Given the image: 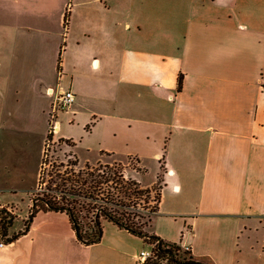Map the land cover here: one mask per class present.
<instances>
[{"label":"crops","instance_id":"obj_1","mask_svg":"<svg viewBox=\"0 0 264 264\" xmlns=\"http://www.w3.org/2000/svg\"><path fill=\"white\" fill-rule=\"evenodd\" d=\"M51 87L75 93L60 116L142 135L162 158L149 231L209 264H264V0H0V129L46 121ZM158 172L125 174L150 187ZM5 189L1 175L12 208ZM134 240L105 221L83 245L65 214L38 212L0 239V264H137Z\"/></svg>","mask_w":264,"mask_h":264},{"label":"trees","instance_id":"obj_2","mask_svg":"<svg viewBox=\"0 0 264 264\" xmlns=\"http://www.w3.org/2000/svg\"><path fill=\"white\" fill-rule=\"evenodd\" d=\"M64 16L66 23L68 9ZM60 61L61 52L57 59V72L61 71ZM181 85L182 75L179 74L177 90L181 89ZM50 140L51 132L46 135V142ZM65 142L75 145V141L70 138H65ZM46 151H43L41 158L37 182L39 192H31L32 195H29L30 206L22 228L8 235L16 215L5 207L0 208L1 240L10 242L25 233L38 212H57L66 215L75 240L80 244L89 245L100 241L106 221L151 246L150 254L143 264H209L195 258L190 246L166 241L147 229L152 215L159 208L163 180L162 158L159 159L156 181L150 187H143L138 180L127 176L125 166L118 161L103 163L97 160L94 164L87 161L78 167L74 153L69 154L71 157L66 164L52 162L56 168L48 173L46 183L42 186L44 181L41 168L46 162ZM104 153L113 154L100 150V154ZM136 161L139 163V158Z\"/></svg>","mask_w":264,"mask_h":264},{"label":"rangeland","instance_id":"obj_3","mask_svg":"<svg viewBox=\"0 0 264 264\" xmlns=\"http://www.w3.org/2000/svg\"><path fill=\"white\" fill-rule=\"evenodd\" d=\"M67 116V114L58 115L60 128L56 133H51L50 141L46 142L45 136L43 151L45 149L47 151L46 162L41 168L44 181L42 186L46 183L48 173L56 168L55 164L52 165V162L66 164L71 157L69 154L72 153L77 156L78 167H82L87 161L92 164L97 160L103 163L118 161L125 166V173H132L135 170L144 172L143 181L145 182L149 181L159 168L160 162L158 163V159L151 155L155 149L147 147L146 140L142 135L134 136V133L126 130L114 131L111 128H97L90 132L84 126L68 120ZM46 117V121L44 115L33 118L32 122L35 128L30 131L6 133L3 129H0V178L3 175V184L11 185L13 188V190H4L3 200H10L9 202L11 205L13 204L12 208L15 209L17 214L11 226L12 230H18L19 227L23 226V216H26L28 212L27 204L30 195L28 192L36 178V161L38 160L41 137L45 134L46 129L47 133L50 132L49 126L47 128L49 122L48 112ZM0 118L3 119V112ZM57 135L61 136V139L56 138ZM65 137L72 138L71 140L75 141V145H68L65 142ZM70 144H72L71 141ZM100 150L113 152L114 154H100ZM137 152L142 156L140 163L136 161V157L129 156V154H138ZM59 169H62V167ZM163 172L164 168L162 174ZM39 188L40 186L37 183L31 192H39ZM120 237L123 238V235ZM130 245L134 246L138 252L142 248H149L142 240L140 242L134 240Z\"/></svg>","mask_w":264,"mask_h":264},{"label":"built area","instance_id":"obj_4","mask_svg":"<svg viewBox=\"0 0 264 264\" xmlns=\"http://www.w3.org/2000/svg\"><path fill=\"white\" fill-rule=\"evenodd\" d=\"M50 95L53 96V100L48 111L49 115V131L51 133H56L59 129L58 115L60 112L68 109L75 99V93L70 88H49L47 91ZM5 207L8 211H12V208L8 205L0 204V208ZM3 241L0 242L2 244ZM150 251L141 250L137 257V264H143V261L147 256H149Z\"/></svg>","mask_w":264,"mask_h":264}]
</instances>
